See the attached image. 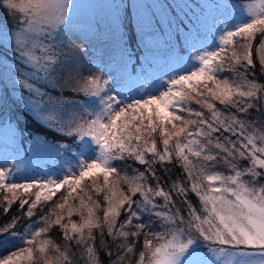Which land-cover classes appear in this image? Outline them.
<instances>
[{"label": "snow or ice", "instance_id": "snow-or-ice-1", "mask_svg": "<svg viewBox=\"0 0 264 264\" xmlns=\"http://www.w3.org/2000/svg\"><path fill=\"white\" fill-rule=\"evenodd\" d=\"M0 5L18 23L22 18L15 34L20 58L60 92L52 96L28 84L36 97L29 98V107L37 116L46 104L52 107L45 118L69 141L57 154L63 149L75 159L58 179L26 183L16 182L12 169L0 168L5 213L19 202L21 210L28 206L24 215L31 220L65 190L23 234L13 231L19 217L0 226V246L23 242L0 264H100L101 249L109 264H264V82L256 75L258 63L264 77V0H248L234 22H222L214 46L198 51L191 68L170 76L155 92L145 91L148 86L137 76L143 95L123 99L112 95L102 75L84 77L78 67L66 65L56 41L67 26L70 0H0ZM120 39L130 60L134 37ZM66 90L88 101L68 100ZM174 159L183 179L162 182L155 165L167 173L165 165ZM56 227L62 244L48 235ZM245 247L260 249L261 258L236 251Z\"/></svg>", "mask_w": 264, "mask_h": 264}, {"label": "rangeland", "instance_id": "rangeland-1", "mask_svg": "<svg viewBox=\"0 0 264 264\" xmlns=\"http://www.w3.org/2000/svg\"><path fill=\"white\" fill-rule=\"evenodd\" d=\"M247 2L248 0H201V2L195 0L194 2L193 0H70L73 7L69 9L67 26L62 33L66 38L65 44L68 47L67 57L76 58L81 63L83 70L79 69L83 71L82 75L84 77L102 75L104 79H107L113 89L112 95L121 99L125 98L126 95L139 98L143 95V92L139 91L140 85L135 81L136 77L133 76L130 69H127L129 74L122 73V68L119 65L120 61H123L127 68L130 65V60L123 51L121 35L134 36L130 30L123 28L124 22L129 21L128 24L135 28L138 37L140 38L143 35L144 41L154 47L151 54L155 61H159L161 58L160 64H163L167 60L170 77L186 67L187 69L191 68L182 64V61L188 60L190 56H185L181 60L173 51L176 38L182 35V32L177 31L176 25L179 26L182 23L188 30H203L205 37L202 39L194 38L192 40V37L182 35L183 40L186 41L183 48L190 49L191 55L194 57L198 51L210 50L214 46L222 22H234L243 4ZM220 5H227L228 7L222 8ZM2 8L3 6L0 5V9ZM174 9L176 13H173ZM14 17L16 19V16ZM93 22L101 24L98 31L99 35H94L91 32ZM157 27L158 29H156ZM169 39L172 43L173 52H168L166 57L162 58L160 50L163 43L166 45ZM105 42H109L105 48L114 51L103 50ZM110 46L113 49H110ZM151 72L152 70H149L143 78L144 82L146 81L149 84L158 82L161 85L169 78L164 68L160 70L158 76L157 73L151 74ZM132 83L135 87L137 85L135 89L131 87ZM159 85L152 89L148 87L147 90L155 92ZM130 89L133 90L129 91ZM58 95H60V92ZM63 95L65 98L69 97L65 92ZM71 98L88 101V97L83 93H75ZM192 107L195 108V105L193 104ZM46 116L48 114L43 113L37 120L46 123L48 121L45 118ZM34 122L37 123L36 120ZM46 126L56 129L55 126L49 123ZM15 134V131L11 132L7 129L0 133V141H3L0 150L4 153L0 161V168L12 169L16 182L26 183L33 179H58L65 174L70 165L75 164V159L62 158L60 153L57 154L56 149L59 144L51 141L37 139L32 141L25 150L21 147L16 148L14 146V143H16ZM60 161L65 162V165H59ZM17 169L19 170L17 171ZM163 186L167 187V185ZM61 194L63 195L64 192ZM58 230L60 231V229ZM48 235L51 237L50 234ZM241 250L248 252L254 259L261 258V250L258 248L245 247L236 251Z\"/></svg>", "mask_w": 264, "mask_h": 264}, {"label": "trees", "instance_id": "trees-1", "mask_svg": "<svg viewBox=\"0 0 264 264\" xmlns=\"http://www.w3.org/2000/svg\"><path fill=\"white\" fill-rule=\"evenodd\" d=\"M196 2H201V0H195ZM194 2V0H193ZM10 10H5L4 6L2 9H0V133L7 129L8 131L14 132L16 136V143H14V146L16 148H22L27 149L28 145L37 139H42L46 141H51L53 143H57L59 145L68 143L69 141L64 137L63 133L60 131H57L56 129H52L48 126H46L47 123H49L52 126H55L51 122L47 121L46 123H41V121L37 120L38 117L33 111H31L28 100L29 98L35 99L36 97L33 95L32 92L28 89L27 85L32 84L35 87L40 88L41 90L50 93L53 96H57L59 93V90H53L51 87L47 86L46 82L41 79L42 73L37 72V70L33 67L32 64H27L24 62L22 58L18 55L16 42H15V34L19 28V26L23 23H18L17 17L15 19ZM129 21L124 22L123 28H127L131 31V34L134 36V40L131 43V46L128 47L127 51L132 53L131 59H130V65L129 68L132 70L133 74L137 77L139 76L140 80H143L145 78L146 74L149 72V70H152V73H159V70L166 71V75L170 74L169 66L167 60H165V63L160 64L161 58L158 60H154L152 57L151 52L153 51V47L146 44L144 40H141L138 37V33L136 34V30L134 27L130 26ZM101 27V24L98 22H93V29L91 32H93L94 35H99V29ZM139 33H141L139 31ZM261 37L258 35L257 40L254 44V50H253V60L256 61L257 56L255 52V46L259 43ZM66 38L64 35H60L59 39L56 41L58 45H62L63 47V53L66 58V65L71 66L75 65L78 68L81 67V63L76 58H69L67 57L68 53V47L65 44ZM181 42V38L177 37L175 40V44L173 45V51L177 50V54H181V58L183 59L185 56H190V58L185 59V61H182L184 63V66H190L197 61H195L193 55H191V50L183 47L185 45H182L179 43ZM50 42V41H49ZM63 42V44H62ZM177 42V43H176ZM183 43V42H182ZM109 44V42H105L103 45V50H109L105 48V46ZM113 44V43H112ZM172 43L169 39V42L166 46L163 45L162 49L160 50V56L162 58H165L168 52L172 51ZM110 49H113L112 46H110ZM114 51V50H109ZM124 51V50H123ZM179 52V53H178ZM154 61V62H153ZM120 66L122 69H129L126 67L125 63L123 61H120ZM159 63V65H157ZM159 66V68H158ZM124 67V68H123ZM185 70V69H184ZM182 70L181 72H183ZM224 75H228L225 73ZM256 75L257 77L264 82V77L260 76L259 73V64H256ZM25 81L24 84H21L20 81ZM145 84L151 88H156L159 83L153 82L152 84H148L145 81ZM147 87V88H148ZM66 94L69 95L67 98L68 100L74 101V102H81L85 101L83 99L76 100L71 97L75 95V93L71 91H65ZM80 95V94H79ZM47 100V97L44 98ZM86 102V101H85ZM195 105V104H194ZM217 107H222L219 104ZM46 112L44 114H49V112L52 111V107L50 105H45ZM195 108H198L197 105H195ZM55 111L57 114L61 117H66L67 113L63 110L56 108ZM207 115V113H206ZM258 113L253 112V116H257ZM264 119V117H262ZM34 120L37 121L34 122ZM158 140V148L162 147V145L159 143ZM3 142V141H2ZM0 141V146L2 144ZM79 143V141H77ZM3 152L0 150V161L3 158ZM60 156L62 158H71L73 159V154L64 152L63 149L60 151ZM58 157V156H57ZM56 157V158H57ZM117 166L119 167L122 162L116 161L115 162ZM126 163L131 164L133 168H138L140 171H144V166L139 165L138 163L128 160ZM247 161H241V165H246ZM59 165L64 166L65 162L60 161ZM157 169L158 176L162 178V182H169L170 180H175L177 177H180L183 179V175L181 172L180 167L177 164V161L174 159L171 164L165 165L170 171L167 173L163 170L161 165L157 164L155 165ZM34 170V169H33ZM121 172L124 171L123 168L120 169ZM218 170L223 172H228L229 170L224 166H218ZM129 175H132V168L127 169ZM28 174V173H27ZM247 178V177H246ZM151 183H155V181H150ZM163 185H167L168 183H163ZM165 187V186H164ZM65 192V190H61V192L57 193V196L54 197L53 201L50 202L49 205L43 206V211L41 209H37L36 215H34L31 220L27 219L24 215L27 205L24 206V210L20 209L19 202H15L12 204L11 209L5 213L3 210V207H0V226L7 224L11 221L13 217H19V222L17 223V226L13 231H16L20 234H23L25 232V225L31 224L32 221H37L39 217L43 214H45L51 204H54L57 202L59 195H62L61 193ZM3 193H0V202H2ZM189 198L193 202V204H197V198L193 194H189ZM175 199V197H174ZM103 203V201H101ZM162 199L158 200V203H162ZM73 219H76L74 216ZM59 228H53L50 231L51 238L54 239L57 243H63L62 235ZM58 233H56V232ZM7 235V234H5ZM3 237H0L2 239ZM106 240L110 241V238L105 237ZM18 246H23V242L19 239L15 241V246L13 244H6L3 246H0V258H3L10 254L12 251H16ZM139 248V245H137ZM109 257L105 254V252L101 249L99 251V261L100 264H109Z\"/></svg>", "mask_w": 264, "mask_h": 264}]
</instances>
